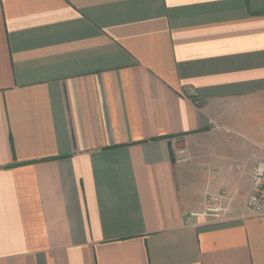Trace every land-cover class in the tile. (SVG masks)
Segmentation results:
<instances>
[{"label":"crops","instance_id":"obj_1","mask_svg":"<svg viewBox=\"0 0 264 264\" xmlns=\"http://www.w3.org/2000/svg\"><path fill=\"white\" fill-rule=\"evenodd\" d=\"M258 160L264 0H0V264H264Z\"/></svg>","mask_w":264,"mask_h":264},{"label":"built area","instance_id":"obj_2","mask_svg":"<svg viewBox=\"0 0 264 264\" xmlns=\"http://www.w3.org/2000/svg\"><path fill=\"white\" fill-rule=\"evenodd\" d=\"M252 193L247 198L248 208L256 215H264V160H258L251 171ZM210 200L215 203L210 211L214 217H220L229 212L227 198L213 195Z\"/></svg>","mask_w":264,"mask_h":264}]
</instances>
